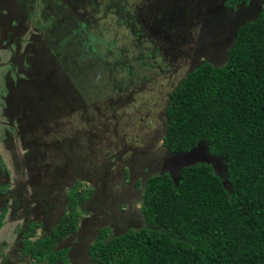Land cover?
Wrapping results in <instances>:
<instances>
[{
	"label": "rangeland",
	"instance_id": "374dc122",
	"mask_svg": "<svg viewBox=\"0 0 264 264\" xmlns=\"http://www.w3.org/2000/svg\"><path fill=\"white\" fill-rule=\"evenodd\" d=\"M65 1L67 4L63 0H0V16L6 19L8 24L0 23H4L8 31L13 26L12 36L9 34L6 37L11 42H17L16 40L21 37L20 35L16 36L15 29L18 27L26 28L29 31V23H31L36 27L38 26L39 33L42 34L44 29L45 31L49 30L48 28L53 25L52 22L55 23V27L57 26L58 32L55 31V33L65 32L66 36L74 41V45L79 41L76 46L82 49L78 51L80 60L76 62V67L70 63L62 64L58 58H55L54 66L51 68V76H57L55 77L57 78L56 83L52 84L50 81L45 83V86H55L57 89L58 95L61 96L60 106L62 109H53L54 119L51 118V115L48 117L47 114L44 116L43 113H40L36 120L39 122L38 129L42 134H46L48 131L46 129H50L48 133L53 132L52 138L63 140L66 132L59 123L64 124L66 120L73 118L74 122L79 125L76 121V114L78 113L75 106L76 102L77 107L80 105V100H77L79 97H76L78 92L84 94L82 107L86 103L88 108H94L97 117L98 115L101 116L102 121L98 124L99 133L103 132L105 138L99 148L103 152L102 156L107 155L110 160L101 162L100 169H98L101 187L97 186V189L109 194L108 198L110 196L117 197L121 193L128 194L127 199H125V195L119 197L121 203L117 209H119L118 213L125 211V214L127 212L129 218L123 219L117 215L121 219V226L115 228L112 224L111 229L114 230L112 236H114L125 229L137 228L142 224L140 204L147 180L146 176L160 173L159 171L163 167L158 160L162 155L164 156L162 150L158 151L154 147L135 146L131 137L133 134H137L136 139L138 141L136 140V143L144 144L140 138H147L152 134L148 121L154 127L155 122L157 124L162 120L160 109L163 110L168 92L182 75L202 61L220 63L224 60V53L228 48L226 39L228 40L231 34L232 25L246 17V14H241L240 17L235 18L236 9L224 10L223 13L231 19L219 17L221 16L218 15L219 10L225 8L223 7L224 0L223 2L220 0H203L206 6L200 11H197L199 7L197 0L195 6L191 2L192 6H190L189 1L186 0ZM261 1L264 3V0ZM48 5L56 8L62 6L66 18L64 19V15L58 17L56 12L48 11ZM67 8L70 13L65 11ZM69 14H72V18ZM250 16H247V19L252 18ZM44 17H48V19L46 20ZM83 20L87 21L83 23ZM137 29L140 30L138 33L136 32ZM76 30H78L77 34H75ZM84 31L87 33L85 34ZM26 35L25 31L23 36L26 37ZM62 38L59 41L61 45L67 43L65 38ZM12 45L13 48L16 46L15 43ZM89 45L97 48V50L92 52ZM14 52L20 53L21 50L17 47ZM68 53V57L59 55L60 59L73 57L72 52V54L70 51ZM83 53L85 56H82ZM93 57L109 63L110 68H112L111 73L107 72L109 68L105 64L101 67L102 63L93 61ZM83 60H91L90 62L93 64L84 63ZM55 62H59L60 67L69 64V68L74 71L75 75L73 76L72 71H66L64 68L57 70L60 67L59 65L56 67ZM8 65L12 76H15V69H17L15 61L9 60ZM98 74H106V78ZM31 75L36 74L32 72ZM66 76L68 78L63 79ZM59 79H63V82L60 83ZM74 81L78 92L75 89ZM11 84V88H8L7 80L2 75L0 78V155H3L2 158H4L8 168L4 174L9 179L8 187L12 188V195L17 197V201L21 204L17 210L18 213H12L15 218H18L17 220H14L10 214H4V223L0 227V240L2 239V246L4 247L2 251L0 250V264H8V259L6 261L5 256L13 264L16 262V255L11 251L21 249L20 244L16 245V238L19 241L20 231L24 229L22 221L26 220L27 217L22 207L26 200L31 205L41 195L40 193L32 194V186L40 183V179L43 177L45 178L44 181H47V176L59 175L52 171V167L47 161L50 146L38 143L34 138L28 140V144H26L25 135L29 133L27 131L28 125H23L24 121L17 122L22 115L17 114L16 95L12 91L17 88L16 83L12 80ZM70 107H74V109ZM58 109L60 111L55 112ZM23 113L27 114L26 111ZM118 117H120L121 122L119 128ZM109 118L111 124L110 122L106 123ZM68 123L71 124L72 122ZM29 124L32 125L31 122ZM82 127L87 126L82 125ZM15 145L18 150H15ZM159 145L160 140L157 141L156 146ZM132 147L136 148L133 150ZM12 150L17 152L14 157L10 158ZM127 150L131 152L130 159L128 158L130 166L139 162L140 168L146 161L151 162L153 168L148 169V167L146 169V176L143 175L141 179L138 176L135 177L134 181L130 180L131 177L128 173L130 166L123 163L119 164L125 157H128L125 154ZM168 159L169 156L165 157L164 160L168 161ZM120 165V169H124L127 173V179H123L126 175L118 170ZM141 172L142 169L138 171V174ZM74 175L73 173L66 174L69 178ZM56 179L61 181L55 183L51 180L50 186L47 185L46 188L47 191L53 193L49 207L55 213L54 217L59 211L54 206L55 199L60 198L59 194L65 192L70 186L67 184L68 178L57 177ZM33 180L35 181L33 182ZM84 182L85 178H81L83 188L88 184H94L92 181L90 183L86 181L85 184ZM72 183L74 184V182ZM131 185H133L132 189L130 188ZM0 189L2 190L4 187ZM99 207L98 209H89L90 215L94 216L100 210L111 215L103 208V205ZM47 210L50 211L49 208ZM54 217L49 219L51 223L55 222ZM114 219L116 220V217ZM102 221L101 227H108L104 219ZM17 226H19L20 231L14 232V234L13 229ZM10 244L16 248L12 249ZM81 260L82 258L78 260V263H86V261Z\"/></svg>",
	"mask_w": 264,
	"mask_h": 264
},
{
	"label": "trees",
	"instance_id": "16d2710c",
	"mask_svg": "<svg viewBox=\"0 0 264 264\" xmlns=\"http://www.w3.org/2000/svg\"><path fill=\"white\" fill-rule=\"evenodd\" d=\"M239 1L223 5L233 8ZM25 31L15 30L17 42L35 43ZM224 57L220 63L202 61L182 75L163 108L166 151L204 144L223 161L224 175L205 161L183 166L177 176L150 175L140 204L142 224L114 236L104 226L89 250L92 264H264V5L237 26ZM93 58L111 73L109 63ZM36 81L44 86L39 77ZM74 86L78 92L75 81ZM72 119L59 123L66 132ZM7 171L0 159V172ZM8 181L0 185L2 193ZM90 194V188L84 193L76 186L68 191L64 214L48 237L29 238L37 226L32 222L22 236V255L53 264L62 253L54 248L56 239L77 229L79 203ZM3 216L4 209L0 227Z\"/></svg>",
	"mask_w": 264,
	"mask_h": 264
},
{
	"label": "flooded vegetation",
	"instance_id": "af4514ba",
	"mask_svg": "<svg viewBox=\"0 0 264 264\" xmlns=\"http://www.w3.org/2000/svg\"><path fill=\"white\" fill-rule=\"evenodd\" d=\"M74 1L76 2V0ZM186 1H189V3L191 2L194 5L196 0H186ZM220 1L223 2V0H220ZM249 1L245 3L244 1L241 0L237 2L233 8H228V9H226L225 5H223V7L225 8L219 10L218 15L220 14L221 15L220 17H224L226 19H231V18L229 16H226L223 13L224 10L232 11L233 9H236L235 16H234L235 18L240 17L241 14H246V17H243V19L237 21L236 23H233L232 28H231V34L228 40L226 39V42L228 41L227 45H229L232 42L233 35L235 33L237 26L242 21L247 20V16L251 15L250 17L254 18L257 15V12L261 8V6H263L264 4L263 1L261 0H249ZM63 2L67 4L65 0H63ZM197 2L199 6L197 8V11L198 10L200 11L201 8L206 6L203 0H197ZM191 3H190V6H192ZM245 7H248V8H245ZM62 9H63L62 6H59V8H56L55 6L52 7L48 5V11H53V13L56 12L58 17L60 15H64V11ZM65 11H68V8ZM69 16L70 18H72V14H69ZM44 18L46 20L48 19V17H44ZM65 18H66V14L64 15V19ZM50 21L52 22L51 18H50ZM73 21H76V20L73 19ZM85 21L87 20H83V23ZM0 22H4L5 25L8 24L7 20L1 18V16H0ZM4 23H0V78L2 77V75L6 78L8 88L9 87L11 88L12 80L13 82L16 83L17 88L12 91L16 95L15 103L17 107V114L22 115V117H20L17 120V122L21 123L22 121H24L23 125L24 124L26 126L28 125L27 131H29V133L25 135L26 144H28L27 143L28 140H32L34 138L36 139V142L44 143L50 146V150H49L50 152L48 151L49 154H48L47 161H49V165L51 167L52 166L54 167L52 168V171L59 174V175H51L50 177H48L46 174L48 178V179L46 178L47 181H44L45 178L43 177L40 179V183H37L32 186V194L40 193L41 195L39 196L40 198L39 199L36 198V200L31 205L29 204L28 200H26V203L23 205L22 210L26 212L27 217H26V220L25 219L23 220L24 222L21 220L22 226L24 227V229L20 231V236H18L19 241L16 238V241H17L16 245L20 244L21 249H22L23 233L29 231V225L32 222H36L37 226L33 230V234L31 235V237L29 238L33 240L38 237L45 238V237H48V235H51L53 227L57 223L60 222V219L62 218L64 214V211L66 208L68 191L71 190V188L73 189L74 186H76L77 190L80 192L87 191L90 188L91 194L79 203V216H78L79 223H78L77 229L74 230L73 232H70L64 239H61V240L56 239L55 241L56 243H55L54 248L58 249V251L62 253L58 257V259L54 261L53 264H81V263H78V260H80L81 258H82L81 261H86L85 264H92V260L89 255V250L91 246L95 244L98 238L99 231L102 230V227H101L103 223L102 219H104V222L108 224V227L113 232L114 230L111 229L112 224H114L115 228H118L121 226L120 217H122L123 219L129 218L127 216L128 215L127 212L125 214H124L125 211H121L120 213H118L119 209H117V206L121 203L119 200V197L121 195H125V199H127L128 194L121 193V195L119 194L117 197L110 196L108 198L109 194L98 191L101 189H97V186L101 187L100 185L101 182L98 179V175H100L99 174L100 172H98L99 171L98 169H100L99 167L101 166V162L103 160L108 161L107 155H104L103 157L102 156L103 152L99 148L100 144L103 142L105 138L103 132H101L103 136L102 139H99L98 145H96V147H93V145L89 144L87 140L85 142L82 141L81 136H80L81 133H79L78 131L80 126L78 127L73 119L71 121L72 123L69 124L68 131L66 132V135L63 140L52 138L51 135L53 132L48 133L50 129H46V131L48 130L47 133L42 134L40 130L38 129L39 122L36 120V117L40 113H43L44 116L47 114L48 117L51 115V118L54 119L55 114L53 112V109H56V108L62 109V107L60 106L61 96L58 95V92L55 86L54 87L45 86V83H47L48 81H50L52 84L56 83L57 78L55 77L57 76H51V68H52V65H54L55 58H58L62 62V64L70 63L72 65H75L73 67H76V62L80 60V57L78 56L79 55L78 51H81L82 48L76 46L79 44V41L76 45H74V41L70 37H67L65 32L62 31L61 33H55V31L56 32L58 31H57V26L55 27L54 22H52L53 25H51V27L48 28L49 30L45 31L44 29L42 34L39 33L38 26L36 27L35 25H32L31 23H29L30 29L29 31H27V29L25 28L26 34H27V37L30 40H34L35 43L26 42L23 45L18 42H11L6 38L7 36H9V34L12 36L13 26L11 27V30L8 31L7 27L4 26ZM16 29L21 32L25 30V29H22L21 27H18ZM139 31H140L139 29L136 30L137 33ZM84 32L85 34L87 33L86 31ZM77 33H78V30H76L75 34ZM59 37L65 38L67 43H64V44L62 43V45L61 43L59 44V41L61 39ZM12 43L16 44L14 48H13ZM17 47L20 48L21 50L20 54H17L16 52H14V50ZM78 48L80 49L78 50ZM69 51L70 53L71 52L73 53V57L71 56L70 59L69 58L60 59L59 55L61 56V54L63 56L68 57ZM9 52L12 54H9ZM27 52L33 53L34 55H29L27 54ZM83 56L85 55L83 54ZM9 60H14L17 66V69H15V73H16L15 76H12V72L10 71V68H8ZM90 61L91 60H88L85 62L92 64ZM62 68H64L63 65L60 68H57V70H60ZM66 71H72L73 72L72 75L73 76L75 75L74 71L71 68L66 69ZM32 72L35 73L36 75H31ZM38 77L41 79V83H43L44 85L43 87L37 84L36 78ZM67 78L68 76H66L63 79H67ZM63 79H59L60 83L63 82ZM38 86H40L41 88H39ZM82 95L83 94L78 93L76 94V97L78 96V97L83 98ZM70 108L74 109V107H70ZM60 109L56 110L55 112L60 111ZM23 111H26L27 114H24ZM74 111L76 112V110ZM104 111H106V109H104ZM160 112H161L160 114H161L162 120L160 122H157L158 125L155 122V126L153 127L148 121V125L152 129V134L148 136L147 138L145 137L140 138V141L143 142L144 144L136 143L137 134H133V137H131L132 141L135 142L134 143L135 146L145 147V148L154 147L158 151L160 150L163 151L164 156L162 155V157L158 158V160L160 161V164H162L163 166L161 167L159 172H161L164 168H168V165L165 164L166 161L164 159L165 157L167 158L169 156V152H167L166 149L163 147V133H164L163 110L160 109ZM23 114L26 120L24 119ZM76 116H78V114H76ZM76 116H75V119H76ZM119 119L120 117H118V122H117L118 128L121 125V122ZM97 120H98V124H100V122L102 121L101 116L98 115ZM29 122H31L32 125H30ZM109 122L111 124L110 118L108 119V122L106 123H109ZM98 124L94 125L96 130H97ZM73 136L75 137L73 138ZM159 140H160V145L157 147L156 144H157V141ZM15 148H16V145H15ZM132 148L134 150L136 147H132ZM15 150H18V149L16 148ZM130 150L132 149L130 148ZM130 150H127L125 153L126 155H128V157H125L123 161L120 162L119 164H122V163L128 164V158L130 159L129 155L131 153ZM16 152L12 150L10 153V158L14 157ZM2 157L3 155H0V159H2L5 162L4 158ZM59 167H61V169H59ZM64 167L66 170L62 172L61 170ZM144 167H145V170H143ZM120 168H121V165L118 166V170H121L120 173L123 172L122 174L127 176V173L124 171V169L122 170ZM147 168L148 169L153 168V165H151V162L148 163L146 161V163L143 164L140 168H139V162H135V164H131L129 171H128L131 177L130 180L134 181L135 177L137 178L139 176V179H141L143 175L146 176ZM53 169H58V170H53ZM140 169H142V172L138 174V171ZM71 172L75 173V175L70 178L67 177L66 174H69ZM5 173L6 172L0 173V185L4 183L5 181H8L7 175H4ZM173 173L176 176L175 174L176 172H173ZM42 176H44V174H42ZM126 176H124L123 179H127ZM57 177L68 178L69 181L67 182V184H69L70 186L65 192H61L59 194L60 198L55 199L56 200L55 204L53 202L57 211L59 210L58 214L54 217L55 213L49 207L50 203L52 202L51 196L53 195V193L50 195L49 194L50 191H47L46 188L50 186L49 184L51 183V180L55 183L60 182L61 180L56 179ZM148 177L146 176V178ZM81 178H85L84 184L86 183V181L89 183L90 181H92L94 184L93 185L88 184V186L83 188L82 187L83 184L81 183ZM34 181L35 180H33V182ZM132 181H130V183H133ZM72 182H74V184ZM132 187L133 185H131L130 188L132 189ZM12 194H13L12 188L10 189L8 187L7 192H4V193H2L0 189V211L4 209L5 215L10 214L13 216L12 213L17 214L18 213L17 210H19V206L21 204L17 201V197H14ZM29 197H32V196H29ZM101 205H103V208L107 212H109L111 215L106 214L105 211L103 210L96 212L94 216L90 215L89 209H98L100 208L99 206ZM47 208H49L50 211L47 210ZM117 215L120 217H118ZM4 216H3V220H4ZM52 217H54V220H55L54 223H51L49 220ZM114 217H116V220L114 219ZM17 219L18 218L14 217V220H17ZM13 230H12L13 233L14 232L18 233L16 228ZM2 244L3 242L1 239L0 240V250L1 251L4 248ZM10 247H12V249L16 248V246H13L11 244H10ZM21 249L18 251H13V252L11 251V253L16 255V262H14V264H31V263L44 264V262L37 263L33 259L31 261L29 254L22 255ZM4 258L6 259V261L8 259V264H13V262L7 256H5Z\"/></svg>",
	"mask_w": 264,
	"mask_h": 264
},
{
	"label": "water",
	"instance_id": "95a60500",
	"mask_svg": "<svg viewBox=\"0 0 264 264\" xmlns=\"http://www.w3.org/2000/svg\"><path fill=\"white\" fill-rule=\"evenodd\" d=\"M169 156L170 158L165 163L166 165H168V168H164L161 172L169 171L172 174H174L173 172H176L175 174L177 176L178 172L183 166L189 165L196 161H205L212 164L221 176H223L225 172L223 161L220 158L208 153L207 148L204 144H199L186 151L169 153ZM65 167L61 170L62 172L66 170ZM52 168L54 167L52 166ZM59 169H61V167H59ZM174 180H176V177L174 178Z\"/></svg>",
	"mask_w": 264,
	"mask_h": 264
},
{
	"label": "crops",
	"instance_id": "0c3cea01",
	"mask_svg": "<svg viewBox=\"0 0 264 264\" xmlns=\"http://www.w3.org/2000/svg\"><path fill=\"white\" fill-rule=\"evenodd\" d=\"M75 106L77 108V113H78L76 121L77 123H79V125L77 126L78 127L80 126L78 131L79 133H81L80 136H81L82 141L85 142L87 140L89 144L93 145V147H96V145H98L99 143L98 140L102 139V134L99 133V125L97 126V130L94 127V125L98 124L96 111L94 110V108H88L86 103L83 105L84 107H82V99H80L79 107H77V102ZM82 125L87 126V127L83 128ZM63 133H64V130H63ZM74 137L75 136H73V138Z\"/></svg>",
	"mask_w": 264,
	"mask_h": 264
}]
</instances>
